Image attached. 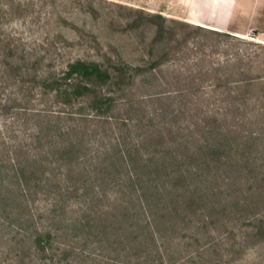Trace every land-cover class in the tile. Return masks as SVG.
Masks as SVG:
<instances>
[{
    "label": "rangeland",
    "instance_id": "obj_1",
    "mask_svg": "<svg viewBox=\"0 0 264 264\" xmlns=\"http://www.w3.org/2000/svg\"><path fill=\"white\" fill-rule=\"evenodd\" d=\"M188 10L0 0V264H264V21Z\"/></svg>",
    "mask_w": 264,
    "mask_h": 264
},
{
    "label": "trees",
    "instance_id": "obj_2",
    "mask_svg": "<svg viewBox=\"0 0 264 264\" xmlns=\"http://www.w3.org/2000/svg\"><path fill=\"white\" fill-rule=\"evenodd\" d=\"M114 74L95 62L76 61L67 66L66 70L54 76L47 84V89L56 91L58 97L65 104L94 94L97 97L96 86H103L113 80L118 75L123 82L125 79V69L121 66H114ZM98 107H110L111 98L99 99Z\"/></svg>",
    "mask_w": 264,
    "mask_h": 264
},
{
    "label": "crops",
    "instance_id": "obj_3",
    "mask_svg": "<svg viewBox=\"0 0 264 264\" xmlns=\"http://www.w3.org/2000/svg\"><path fill=\"white\" fill-rule=\"evenodd\" d=\"M170 2L183 4L184 8L189 9L187 11L189 17L201 16L224 20V26L217 27L218 30L230 27L233 29L238 21L248 24V27H252L254 19L264 21V0H170ZM232 29L231 33L235 35L244 32Z\"/></svg>",
    "mask_w": 264,
    "mask_h": 264
},
{
    "label": "bare ground",
    "instance_id": "obj_4",
    "mask_svg": "<svg viewBox=\"0 0 264 264\" xmlns=\"http://www.w3.org/2000/svg\"><path fill=\"white\" fill-rule=\"evenodd\" d=\"M205 26V25H204ZM206 27V26H205ZM208 28H211V27H208ZM214 29V28H213ZM238 36H240V37H244L243 35H238Z\"/></svg>",
    "mask_w": 264,
    "mask_h": 264
}]
</instances>
